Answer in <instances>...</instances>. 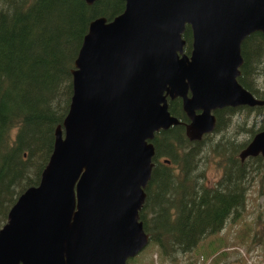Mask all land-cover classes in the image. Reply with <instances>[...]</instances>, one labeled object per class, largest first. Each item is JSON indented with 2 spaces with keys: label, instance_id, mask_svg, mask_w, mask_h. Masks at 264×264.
Masks as SVG:
<instances>
[{
  "label": "water",
  "instance_id": "water-1",
  "mask_svg": "<svg viewBox=\"0 0 264 264\" xmlns=\"http://www.w3.org/2000/svg\"><path fill=\"white\" fill-rule=\"evenodd\" d=\"M123 1L119 15L87 25L51 154L0 227V264H128L148 243L138 212L151 140L183 124L167 100L181 99L184 136L197 142L215 109L264 104L236 81L240 42L264 35V0ZM256 155L264 167V129L238 152Z\"/></svg>",
  "mask_w": 264,
  "mask_h": 264
},
{
  "label": "trees",
  "instance_id": "trees-1",
  "mask_svg": "<svg viewBox=\"0 0 264 264\" xmlns=\"http://www.w3.org/2000/svg\"><path fill=\"white\" fill-rule=\"evenodd\" d=\"M123 5V0L89 5L83 0H0V227L21 191L37 184L51 154L55 127L70 101V70L89 21L110 20ZM181 38L188 54V25ZM240 48L236 80L264 100V35L249 34ZM167 110L186 121L180 99L167 100ZM216 116L212 133L198 142L187 140L179 124L155 132L151 140V175L138 220L159 264H175L198 250L204 258L212 254L216 264L225 251L213 237L241 219L250 179L264 180L261 157L238 158L252 135L264 129V105L227 107ZM241 132L247 138L237 140ZM209 164L218 171L211 183L204 174ZM255 238L250 235L251 244Z\"/></svg>",
  "mask_w": 264,
  "mask_h": 264
},
{
  "label": "rangeland",
  "instance_id": "rangeland-1",
  "mask_svg": "<svg viewBox=\"0 0 264 264\" xmlns=\"http://www.w3.org/2000/svg\"><path fill=\"white\" fill-rule=\"evenodd\" d=\"M241 133L237 137V140L247 138L246 133ZM204 174L205 179L211 183L218 176L216 166L207 165ZM259 187V184L256 182L253 186V193H250L252 195L246 197L247 208H245L241 219L229 223L225 227V230L223 229L217 236L213 237L216 241L219 239L225 251V255L220 256L216 264H264V197H260L257 194L259 193ZM260 188L264 189V185ZM260 190L262 191V189ZM248 231H251V233ZM242 233H246L244 238L241 237ZM253 233H255L257 238L251 244L250 235ZM256 239H259V241ZM198 253L199 250L185 254L175 264H213L211 259L215 257L212 254L204 258L201 253L199 255ZM157 258L154 248L147 243L143 250L139 251L127 262L128 264H159ZM194 258L197 259L193 262Z\"/></svg>",
  "mask_w": 264,
  "mask_h": 264
},
{
  "label": "flooded vegetation",
  "instance_id": "flooded-vegetation-1",
  "mask_svg": "<svg viewBox=\"0 0 264 264\" xmlns=\"http://www.w3.org/2000/svg\"><path fill=\"white\" fill-rule=\"evenodd\" d=\"M189 27V26H188ZM190 29V28H189ZM191 34V33H190ZM243 41V40H242ZM241 43V42H240ZM239 48H240V46H239ZM241 49V48H240ZM240 49H239V52H240ZM241 57V56H240ZM242 60V59H241ZM243 61V60H242ZM242 61H241V63H242ZM241 65V64H240ZM239 68V67H238ZM238 71H239V69H238ZM239 76V73H238V75L236 76V77H238ZM237 81V80H236ZM238 83V82H237ZM239 84V83H238ZM240 86H241V84H240ZM242 87V86H241ZM243 88V87H242ZM246 91V90H245ZM247 92V91H246ZM250 93V92H249ZM251 94V93H250ZM174 99H176V98H174ZM179 99V98H178ZM256 99V98H255ZM181 100V99H180ZM260 100H262V99H260ZM264 101V100H263ZM264 105V104H263ZM239 106H244V105H239ZM254 106H257V105H254ZM261 106V105H260ZM260 106H257V107H260ZM227 107H229V108H232V107H230V106H225L224 108H227ZM237 107V106H236ZM236 107H234V108H236ZM244 107H246V106H244ZM248 107H252V106H248ZM224 108H222V109H220V108H218V109H215L214 111H212L210 114L211 115H213V117H214V122L215 123H217L216 122V118H217V116H216V112H218V111H223L224 110ZM234 108H232V109H234ZM184 114V113H183ZM185 117V116H184ZM225 117V122H229L230 121V114H227L226 116H224ZM254 116H252V118H253ZM186 119V118H185ZM238 119V115L236 116V118H234V120L236 121ZM181 122H183V121H181ZM189 122V120L188 119H186V121L185 122H183V124H187ZM215 123H214V126H215ZM183 124H179V125H181L182 127H183ZM214 129V128H213ZM212 129V130H213ZM183 131H184V127H183ZM212 133V132H211ZM206 134H208V133H206ZM210 134V133H209ZM255 134H256V132H255ZM204 135V134H203ZM254 135V134H253ZM252 135V136H253ZM257 156V155H256ZM253 157H255V156H253ZM250 184H248V194L249 195H252V194H250V193H253V191H254V188H253V186L255 185V183L257 182L258 184H259V186L261 187V186H263L264 185V180H263V182H259V181H257L256 180V177H252L251 179H250ZM259 187V189H258V192L259 193H257V194H259V196L260 197H264V189L263 188H260ZM260 189H262V191L260 190ZM253 190V191H252Z\"/></svg>",
  "mask_w": 264,
  "mask_h": 264
}]
</instances>
